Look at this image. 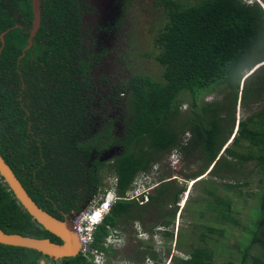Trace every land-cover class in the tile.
Masks as SVG:
<instances>
[{
  "label": "trees",
  "instance_id": "16d2710c",
  "mask_svg": "<svg viewBox=\"0 0 264 264\" xmlns=\"http://www.w3.org/2000/svg\"><path fill=\"white\" fill-rule=\"evenodd\" d=\"M156 3L163 14L154 34L153 56L161 73L158 78L134 73L109 95L123 108V129L116 135L112 121L93 127L90 118L94 109L85 77L91 62L80 57L82 16L88 5L82 0H40V25L22 54L32 27V2L0 0V34L5 31L3 44L0 39V153L31 198L60 220L92 201L97 188L103 187L101 170L109 169L116 177L119 200L94 232L97 247L119 220H141L144 210L178 200L183 188L168 181L148 194L147 206L124 197L135 177L160 163L165 153L178 149L200 153L204 163L198 171L187 173L189 178L208 169L213 178L223 179L232 172L246 178L253 174L247 170L250 164L257 173L258 190L250 211L249 235L252 242L260 241L255 234L264 231V105L237 123L231 111L238 99L246 104L264 93V0ZM217 86L231 95L226 115L220 102L202 99ZM121 92L122 100L116 99ZM185 92L191 102L184 116L179 111V95ZM185 131L192 134L189 143L183 142ZM115 145L121 148L118 154L109 161L99 160V154ZM94 151L96 158L87 166ZM199 180L204 198L198 199L195 215L209 214L213 223L226 226L237 223L232 200L219 192V186L234 192L241 183L202 177L195 182ZM175 210L158 214L162 234L169 237L173 232L166 228ZM0 228L61 242L32 218L1 176ZM222 232L214 225L195 224L188 236L196 237V243L188 245L176 234V245L186 256L172 255L173 264H218L213 252L225 245L219 238ZM241 251V264H264L263 253L248 260L247 247ZM146 253L155 264L154 251ZM42 255L32 248L0 243V264H39ZM60 264L90 263L76 255L61 258Z\"/></svg>",
  "mask_w": 264,
  "mask_h": 264
},
{
  "label": "rangeland",
  "instance_id": "374dc122",
  "mask_svg": "<svg viewBox=\"0 0 264 264\" xmlns=\"http://www.w3.org/2000/svg\"><path fill=\"white\" fill-rule=\"evenodd\" d=\"M82 1L88 5V9L82 16L84 43L80 57L91 62L88 74L85 77V79H88L85 89L89 96L90 107L94 109L90 114V118H92L93 127H98L101 123L109 124L112 121L114 134L119 135L123 129L121 120L123 108L118 102L112 101L109 95H114L115 87L124 80L129 79L134 73L148 75L153 78L160 76L161 68L154 60L153 55L156 52V47L153 44L154 34L158 30L157 24L163 14V10L158 6L156 0ZM243 1L249 3L253 0ZM123 97L124 93L121 92L116 99L122 100ZM202 99L206 102H220L221 112L225 115L230 111L231 95L222 86H217L210 92L205 93ZM179 101L181 104L179 111L185 116L191 102L190 94L185 92L179 95ZM261 105H264V93L258 97L257 101H249L246 104H240L238 99L236 106L231 111L235 117V123L250 112L258 109ZM182 137H184L183 142L189 143L192 134L185 131ZM120 151V146H111L99 154V160L109 161L110 158ZM173 152H176V155H172L171 152L165 153L160 163L153 165L145 174H138L131 184V189L126 191V193H132L128 197L136 199L138 204L144 202V206L147 201L145 199L142 200V195L153 192L160 182L168 181L183 188L178 200L175 203H171V205L161 203L159 208L152 206L144 210L141 220L126 217L119 220L116 227L108 228V234H118V244H122L123 239H126V243L129 242V246L123 245L118 249L112 248L111 255H105L104 264H143L146 257H143V259L142 256L150 250L155 251L158 255L155 264H173L172 255L186 256L185 250L176 245V234L182 236L181 241H184L186 245L192 241L196 243L193 240L196 237L190 238L188 236L195 224L200 226L209 224L220 229L223 228L222 236L219 238L224 240L225 245H222L224 247L216 246L213 252L214 260L218 264L227 262L241 264V250L244 247H247L249 253L248 260L253 254H264V231L261 229L256 232L255 235L260 241L255 243L252 242V238L249 235V223L253 221L250 211L256 202V192L258 190L257 173L252 168V165L249 164L247 170H252L253 174L246 178L242 177L239 172L229 173L228 176L224 174L223 179L219 177L213 178L207 173L209 169L198 175V177L189 178L187 173L198 171L204 163L200 153L193 155L192 151H189L185 154L182 150L179 152V149ZM95 155L94 151L87 162V166L92 164ZM101 173L103 175L102 189L108 183L114 184L116 177L109 169L104 168ZM142 175H145L143 178L144 182L141 180ZM200 177L205 180L213 179L217 183L223 181L241 183L239 187L235 188L234 192H226L219 186V192L229 194L232 200V216L238 219L237 223H231L226 226L220 223H213L211 218L208 217L209 214L205 215L204 218L195 215L199 208L198 199L204 195L202 184L199 183L202 180L195 182ZM246 180H248L247 184H245ZM141 191L145 192L139 195ZM249 193L252 195H249ZM97 195L98 193H95L93 201L97 198ZM88 206L89 203L83 207L87 209ZM174 207H176L175 214L166 228L173 232V237H169L162 234L164 226L158 221L160 219L159 215H163L164 210L173 209ZM76 214H74L71 221ZM262 214L260 212V215ZM108 238L111 239V237ZM114 240L112 238L111 242ZM114 243L116 242L114 241ZM137 244L142 245V247H138ZM133 252L136 254L134 257L132 256ZM60 263L61 258H52L45 255L39 258V264Z\"/></svg>",
  "mask_w": 264,
  "mask_h": 264
},
{
  "label": "water",
  "instance_id": "95a60500",
  "mask_svg": "<svg viewBox=\"0 0 264 264\" xmlns=\"http://www.w3.org/2000/svg\"><path fill=\"white\" fill-rule=\"evenodd\" d=\"M31 2L33 12L32 28L30 29V35L28 37V44L23 49L22 54H24L25 49L32 44V38L40 25V0H31ZM4 32L0 34L2 44L4 41ZM0 176L12 191L17 201L32 216V218L36 220V222L44 229L59 237L61 240V242L56 243L52 242L47 237L39 238L16 232H6L0 228V243L32 248L41 252L43 255H48L52 258H67L76 256L79 248V240L77 233L71 224V219L75 212L72 211L65 214L63 220H60L42 209L25 190L24 186L11 167L4 160L1 153Z\"/></svg>",
  "mask_w": 264,
  "mask_h": 264
},
{
  "label": "built area",
  "instance_id": "2783aa9c",
  "mask_svg": "<svg viewBox=\"0 0 264 264\" xmlns=\"http://www.w3.org/2000/svg\"><path fill=\"white\" fill-rule=\"evenodd\" d=\"M100 189L101 192H98L97 198L94 201L89 202L88 208L84 209L82 207L80 211L75 212L77 214L71 221L78 236L79 253L86 257L91 264H99V261L104 256V251L94 246V232L97 224L102 221L104 215L110 210L108 201L103 199L102 188ZM128 193H126L127 197L131 195L130 192ZM108 237L109 235L103 243L105 246L109 241ZM92 256H94L93 259Z\"/></svg>",
  "mask_w": 264,
  "mask_h": 264
},
{
  "label": "clouds",
  "instance_id": "9594fccd",
  "mask_svg": "<svg viewBox=\"0 0 264 264\" xmlns=\"http://www.w3.org/2000/svg\"><path fill=\"white\" fill-rule=\"evenodd\" d=\"M253 1H258V0H253ZM253 1H250L249 3H252ZM171 154L172 155H176V152H171ZM198 177V176H197ZM143 178L144 177H142L141 178V180L144 182V180H143ZM201 178V177H200ZM115 184H116V180H115V182H114V184L113 185H111V183H108L105 187H104V189H102V195H103V199L104 200H107L108 201V203H109V205H110V209H111V206L117 201V200H119V195H118V193L116 192V188H115ZM145 191H141L140 193H139V195H141V194H143ZM148 192V191H147ZM132 194V193H131ZM125 198H129V197H127L126 196V193H125V196H124ZM147 198H148V194H144V195H142V200L143 199H145V201H147ZM110 211V210H109ZM108 213H106L105 215H104V217L107 215ZM103 217V218H104ZM103 220V219H102ZM102 222V221H101ZM101 222H99L98 224H97V226L98 225H100L101 224ZM109 235V237H111V239H109V241L107 242V245L105 246V245H103V243L102 242H104L105 240H106V237ZM106 237L104 238V240L101 242V244H100V247H97V246H95L96 248H99V249H101V250H103L104 251V256L101 258V260L99 261V264H104V260H105V255H106V253H107V250L109 249V244L111 243V241H112V238L113 239H117V237H118V234L117 233H110V234H107L106 235ZM115 241V240H114ZM113 241V242H114ZM95 243V242H94ZM77 255H81L80 253H79V248H78V253H77ZM82 256V255H81ZM84 257V256H83ZM85 259H87L86 257H84ZM94 258V256H92V259ZM88 260V259H87ZM149 260H150V262H149ZM89 263H90V261H88ZM91 264V263H90ZM143 264H154V261L151 259V258H146V260H145V263H143Z\"/></svg>",
  "mask_w": 264,
  "mask_h": 264
},
{
  "label": "flooded vegetation",
  "instance_id": "af4514ba",
  "mask_svg": "<svg viewBox=\"0 0 264 264\" xmlns=\"http://www.w3.org/2000/svg\"><path fill=\"white\" fill-rule=\"evenodd\" d=\"M31 26H32V24H31ZM32 28V27H31ZM30 28V29H31ZM98 156V155H97ZM94 158H96V156L94 157ZM99 187L97 188V190L99 191ZM99 192H101V189H100V191ZM98 193V192H97ZM111 228V227H110ZM115 242L116 243H114V242H111L110 244H109V249L108 250H110V252L109 253H106V254H110L111 255V253H112V251H113V249L112 248H114V249H118V248H120V247H122L123 245H126V247H128L129 246V242L128 243H126V239H123V243L122 244H118V242H117V239H115ZM119 242H120V238H119ZM121 243V242H120ZM137 246L138 247H142V245H138L137 244ZM151 251V250H150ZM154 254H155V256H154V259H156V258H158V255H157V253L154 251ZM134 255L136 256V254L133 252V254H132V256L134 257ZM150 258V255H149V253H147V254H145L144 256H142V258ZM142 260V259H141Z\"/></svg>",
  "mask_w": 264,
  "mask_h": 264
},
{
  "label": "bare ground",
  "instance_id": "6f19581e",
  "mask_svg": "<svg viewBox=\"0 0 264 264\" xmlns=\"http://www.w3.org/2000/svg\"><path fill=\"white\" fill-rule=\"evenodd\" d=\"M76 232V231H75Z\"/></svg>",
  "mask_w": 264,
  "mask_h": 264
}]
</instances>
